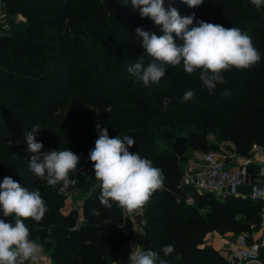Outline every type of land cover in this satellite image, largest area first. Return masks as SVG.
Masks as SVG:
<instances>
[{
  "label": "trees",
  "instance_id": "obj_1",
  "mask_svg": "<svg viewBox=\"0 0 264 264\" xmlns=\"http://www.w3.org/2000/svg\"><path fill=\"white\" fill-rule=\"evenodd\" d=\"M130 2L1 0L5 14L0 21V183L10 176L29 191L39 190L47 211L40 222L29 218L24 223L29 238L44 245L52 264H127L124 244L130 224L118 226L121 214L115 202L110 201V209L100 203L101 188L93 184L97 179L90 159L79 183L85 191L93 186L81 200L84 221L77 227H73L76 210L59 191L62 182L48 186L46 179L29 169L32 154L24 133L35 125L40 126L36 140L43 144L41 151L71 150L79 157L78 169L83 160L80 154L95 147L96 124H100L110 138H133L130 152L151 160L165 177L163 189L142 206L140 250L152 249L169 264H229L226 253L206 241L207 236L210 232L228 237L242 233L252 242L258 230L260 199L248 195L219 198L180 187L178 163L183 156L177 157L171 146L159 148L154 132H161L171 145L174 131L187 129L189 146L205 150L215 146L206 140V131L212 129L217 138L230 141L238 154L247 153L254 143H264V5L257 8L251 0H203L199 5L196 20L246 31L261 59L248 69L224 72L226 82L217 84L211 93L207 89L196 93L199 103L195 105L181 102L184 93L179 87L173 96L169 87L167 92L162 88L176 75L192 79L199 70L187 74L183 63L166 65L158 87L144 86L127 71L140 56L145 67L152 60L143 51L136 28L163 34L152 20L141 18ZM169 3L182 17L187 16L173 0H165L166 9ZM226 89L230 95L223 96ZM238 99L247 100L239 104ZM199 104L204 114L216 116L217 125L201 121ZM74 174L70 172L69 178ZM186 194L192 196V203L184 201ZM93 209L99 215H93ZM0 219L13 221L3 216L2 209ZM169 244L175 250L165 257L162 248ZM257 258L264 264V240L259 241Z\"/></svg>",
  "mask_w": 264,
  "mask_h": 264
},
{
  "label": "clouds",
  "instance_id": "obj_2",
  "mask_svg": "<svg viewBox=\"0 0 264 264\" xmlns=\"http://www.w3.org/2000/svg\"><path fill=\"white\" fill-rule=\"evenodd\" d=\"M189 7H197L203 0H182ZM165 0H131L133 10H139L141 18H149L161 27L162 35L145 31L137 27L136 36L141 39V47L151 62L144 65V58L139 59L127 71L134 75L144 86L158 84L165 76V66H178L183 63L187 74L199 70V80L209 93L217 84H224L223 73L233 68L248 69L257 64L261 57L253 46L251 36L240 28H225L203 20H196L195 13L181 16L178 10ZM257 8L264 5V0H251ZM181 42H177V39ZM230 95L229 90L222 93ZM195 99L194 90H187L182 103ZM98 138L95 147L90 150L89 158L93 162L95 178L100 182V203L111 208V202L131 212L144 206L152 194L164 187L162 169L154 167L152 161L133 153L129 148L135 144L128 135L109 137L107 128L96 124ZM40 126L35 125L25 132L27 151L31 153L29 169L39 178L46 179L47 185L55 187L61 182L66 187L73 181L70 172H76L79 157L71 150H50L42 152V142L36 140ZM264 169H261L252 189L253 198L264 199ZM111 201V202H110ZM0 209L4 217H13L12 222L0 219V264H26L34 262L41 246L31 240L30 230L24 221L31 218L40 222L47 206L39 190L29 191L10 176H5L0 183ZM93 215H99L97 209ZM136 247V246H135ZM134 247V248H135ZM133 248V249H134ZM172 244L162 248L163 255L174 252ZM130 264H169L152 249L138 250L130 253Z\"/></svg>",
  "mask_w": 264,
  "mask_h": 264
},
{
  "label": "built area",
  "instance_id": "obj_3",
  "mask_svg": "<svg viewBox=\"0 0 264 264\" xmlns=\"http://www.w3.org/2000/svg\"><path fill=\"white\" fill-rule=\"evenodd\" d=\"M3 20L4 18L0 11V21ZM89 152L86 154V160L90 159L88 155ZM256 153H263L261 160L255 157ZM199 159L198 162L193 161L195 168L187 166L181 170L178 181L180 187L189 186L197 193L210 192L219 198H224L229 195L238 196V189L245 182V176L248 173V165L256 161L260 163L258 173L261 169H264V143L253 144L245 154H238L232 148V144L220 143L214 147L200 151ZM70 180L73 182L66 187L62 183L59 191H63V194H65L71 202L70 189L74 183V178H70ZM94 185L100 186V182L96 180ZM253 186L254 185H251L248 196H252ZM184 201L186 203H192L193 198L191 195L186 194ZM260 201L262 206L258 231L264 234V199H260ZM80 206L81 201L73 205L71 204V207L76 210V218L73 227H77L84 221L83 217L80 215ZM119 209L121 222L118 226L121 227L128 221L131 228L130 235L124 244L128 259L132 250L138 251L141 249L144 232L143 209L140 207L131 212L121 207H119ZM258 245V240H253L248 243L245 236L242 233H238L227 239L220 248L226 253L229 264H243L248 260H258ZM46 257V253L41 249L37 259L34 262H26V264H41L40 262ZM110 264L116 263L115 261H111ZM127 264H130L129 260Z\"/></svg>",
  "mask_w": 264,
  "mask_h": 264
},
{
  "label": "rangeland",
  "instance_id": "obj_4",
  "mask_svg": "<svg viewBox=\"0 0 264 264\" xmlns=\"http://www.w3.org/2000/svg\"><path fill=\"white\" fill-rule=\"evenodd\" d=\"M173 1L175 3H177V5H179V9L181 11H183V14H185L187 16L190 15V13L191 14L192 13H195V11H197L199 9L198 8L199 6H197V7H189L188 5H186L185 3H183L182 0H173ZM0 11H1V13L3 15V18H4L5 10H4L3 6H2L1 0H0ZM195 16H197L196 13H195ZM12 18L16 19V15H13ZM193 24H195V23H193ZM233 69H235V68H233ZM230 71H226L225 73H229ZM227 76L228 75H226V77L224 76L225 80H226ZM133 78L134 77L131 76V80H133ZM152 85L153 86L156 85L157 87L160 86V85H157V84H152ZM168 87L171 89V96H173V95L176 94V91H177L176 88L177 87H179L180 90H183V93H185L189 89L194 90L195 99L193 101H190V102L193 103V104H195V105H197L199 103L198 99L196 98V93H198L199 91H201V92L206 91V88L201 85V82L199 80V75H197L196 77H194L192 79L181 78L180 76L176 75L173 80H171L165 87L162 88V91L163 92H167L166 89H168ZM163 95L166 96V97H170L169 94H167V93H164ZM168 100H169V98H165L164 101H168ZM246 100L241 102L238 99L237 103H239V104H245ZM198 109L199 110L202 109L201 104H199V108ZM202 114H203V117L201 118V121L202 122L209 123L211 126L217 125V118H216V116H213V115L210 116V114H204L203 109H202ZM197 125H198L197 128L200 127V123H198ZM186 130L187 129H183L182 131H176V132L174 131L175 137H177V136H185L186 137V135H185ZM160 133L161 132H159V131L158 132H154V139H155L157 145L159 146V148H166L168 146H171L172 149H173L174 154L177 157H180L182 153L181 154H176L175 151H174V148H173V141L174 140L172 141V143L170 145L166 140L163 139V137L161 136ZM206 135L214 136L215 134H214V132H213L212 129H208L206 131ZM130 148H129V151H130ZM184 154H187V151ZM80 155H82V159H83L82 160V163L79 166V168L77 169V171L75 172L74 176L71 177V178H74V183H73V185L71 186V189H70V191H71V204L72 205L73 204H76V203H79V201H81L82 199H84L85 192L87 193V191H90V189L92 188L93 184H95V181H94L93 184H92V186H89L86 191L84 189H82L83 186H82V183H79V176L82 175V170H83L82 168H83V166L84 165H88L90 160H86L85 159L86 156H87L86 154H82L81 153ZM178 164H179L180 167H182L183 166V161H180ZM86 171H88V170H86ZM86 179H88V178H86ZM82 181H83V179H82ZM61 193L63 194L64 192L62 191ZM231 237L232 236L227 237L226 239H229ZM39 245L41 246V249L43 251H46V249H45V247H44V245L42 243H39ZM223 245H224V243H223ZM219 249L223 251L222 248H219ZM45 253L47 254V252H45Z\"/></svg>",
  "mask_w": 264,
  "mask_h": 264
},
{
  "label": "crops",
  "instance_id": "obj_5",
  "mask_svg": "<svg viewBox=\"0 0 264 264\" xmlns=\"http://www.w3.org/2000/svg\"><path fill=\"white\" fill-rule=\"evenodd\" d=\"M206 140H207V144H210V145L212 144L217 145L220 143L231 144L230 141H224L222 139H219L216 137V135L214 136L206 135ZM184 151L185 152L187 151V154H184L185 153ZM184 151H183L184 153L182 152L181 154V156H183V159H182L183 166L180 167L181 170L187 166L190 168H195L193 161L198 162L200 160L199 152L202 150L197 149V148H191L190 146H188ZM255 157L261 160V158L263 157V153H256ZM259 164H260L259 162L254 161L248 165V173L245 176V182L238 189V192H239L238 196L248 195V193L250 192L251 185H255V181L259 175L258 173ZM260 186L264 187V185H260ZM227 237L228 235L222 236L216 232H210L207 236L206 241H208L215 248H220L221 246H223V243L226 242ZM252 237L254 240H258V241L264 240V234L258 230L253 233ZM46 255L47 257L43 259L40 263L41 264H52L48 254Z\"/></svg>",
  "mask_w": 264,
  "mask_h": 264
},
{
  "label": "water",
  "instance_id": "obj_6",
  "mask_svg": "<svg viewBox=\"0 0 264 264\" xmlns=\"http://www.w3.org/2000/svg\"><path fill=\"white\" fill-rule=\"evenodd\" d=\"M189 146V141L185 136H177L173 141V148L176 154H181ZM243 264H261L259 260H248Z\"/></svg>",
  "mask_w": 264,
  "mask_h": 264
}]
</instances>
